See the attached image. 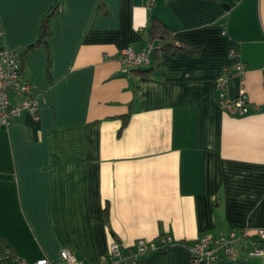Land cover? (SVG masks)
Listing matches in <instances>:
<instances>
[{"label":"crops","instance_id":"crops-1","mask_svg":"<svg viewBox=\"0 0 264 264\" xmlns=\"http://www.w3.org/2000/svg\"><path fill=\"white\" fill-rule=\"evenodd\" d=\"M56 1L0 0V52L36 42ZM59 2L21 58L37 116L0 126V264L59 261L63 248L100 264L115 240L120 264H207L191 259L202 236L264 227V0ZM154 17L198 50H154V69L133 73L122 51L147 48ZM225 74L230 97L248 94L244 115L218 102ZM166 235L133 256L138 239ZM252 246L215 264H264Z\"/></svg>","mask_w":264,"mask_h":264},{"label":"built area","instance_id":"built-area-1","mask_svg":"<svg viewBox=\"0 0 264 264\" xmlns=\"http://www.w3.org/2000/svg\"><path fill=\"white\" fill-rule=\"evenodd\" d=\"M158 48L160 45H155L153 42H149L143 51H136L128 47L122 51V61L130 67L150 64V55ZM235 68L238 75L244 73L245 69L242 62L236 63ZM227 76L228 74L221 76L214 84L218 92V102L228 113L244 115L249 111L250 106L248 94L245 88L241 87L236 97H230L228 95ZM13 95L19 97V100L14 101ZM22 110L29 111L34 117L37 116L38 102L33 94V84L22 74L20 52L5 50L0 52V126L10 125L12 118L19 115ZM250 235L264 240V227L232 230L217 237L202 236L190 247L191 259L194 262L205 259L207 264H215L219 253L225 254L228 258H235L237 256L236 244L246 240ZM170 244H173V238L170 235L161 236L160 244H157L155 240L140 238L136 242L137 251L133 256L151 252ZM60 253L61 259L59 261L54 262L43 257L35 260L33 264H86L67 248H63ZM248 253L262 256L264 255V248H254ZM122 260L121 245L117 240L111 244L108 254L100 256V264H120Z\"/></svg>","mask_w":264,"mask_h":264},{"label":"trees","instance_id":"trees-1","mask_svg":"<svg viewBox=\"0 0 264 264\" xmlns=\"http://www.w3.org/2000/svg\"><path fill=\"white\" fill-rule=\"evenodd\" d=\"M59 3H60L59 0H57L53 4V6L50 8V10L44 15L43 21H42V26H41V31H40V36H39L38 40L36 42L28 45L23 51L20 52L21 58L24 57L26 51L29 48L37 46L41 42H44L47 39V37L50 33L48 23H49L50 18L58 11ZM145 32H146V37L148 38L149 42H153L155 40L159 41L158 44L160 45V48L155 49V52L163 50V51H167L170 53H176L179 50H185V51H189L191 53H194L198 50V47L190 48L188 45H185L182 42H178L175 38L174 29H172L164 21L160 22V20H158L155 17L152 20H150V23L146 27ZM141 66H144L145 68H143ZM130 68H131V72L142 73V74L149 73L154 69V67L150 66V64L131 66ZM123 119H124L123 125H125L128 121V115L123 116ZM246 240H248L253 245L252 249L259 248V247L264 248V240L263 239L255 237L253 235L252 236L250 235L248 238H246ZM33 262L25 263V264H33Z\"/></svg>","mask_w":264,"mask_h":264}]
</instances>
